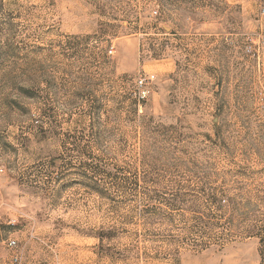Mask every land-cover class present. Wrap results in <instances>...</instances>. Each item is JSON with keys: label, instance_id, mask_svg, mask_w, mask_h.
<instances>
[{"label": "rangeland", "instance_id": "rangeland-1", "mask_svg": "<svg viewBox=\"0 0 264 264\" xmlns=\"http://www.w3.org/2000/svg\"><path fill=\"white\" fill-rule=\"evenodd\" d=\"M0 264H264V0H0Z\"/></svg>", "mask_w": 264, "mask_h": 264}, {"label": "built area", "instance_id": "built-area-1", "mask_svg": "<svg viewBox=\"0 0 264 264\" xmlns=\"http://www.w3.org/2000/svg\"><path fill=\"white\" fill-rule=\"evenodd\" d=\"M154 14H158L157 11H154ZM110 53H113V50L110 51ZM154 79V76H146L145 78L142 77L137 80L136 87H137V95L138 98L141 100H146L148 96L150 95V87L149 82ZM16 246V241L12 240L9 242V247L14 248Z\"/></svg>", "mask_w": 264, "mask_h": 264}, {"label": "trees", "instance_id": "trees-1", "mask_svg": "<svg viewBox=\"0 0 264 264\" xmlns=\"http://www.w3.org/2000/svg\"><path fill=\"white\" fill-rule=\"evenodd\" d=\"M138 96V95H137ZM139 99V98H138ZM145 100H141V99H139V102H144Z\"/></svg>", "mask_w": 264, "mask_h": 264}]
</instances>
